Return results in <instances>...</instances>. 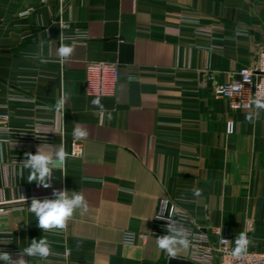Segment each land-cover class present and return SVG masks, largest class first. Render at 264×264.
<instances>
[{
	"label": "crops",
	"instance_id": "crops-1",
	"mask_svg": "<svg viewBox=\"0 0 264 264\" xmlns=\"http://www.w3.org/2000/svg\"><path fill=\"white\" fill-rule=\"evenodd\" d=\"M263 35L264 0H0V111L15 128L49 136L37 143L29 130L0 141L3 251L18 259L45 236L53 254L25 255L29 264H169L154 234L163 200L190 225L220 226L233 246L247 232L264 251V110L249 122L255 106L232 110L215 96L217 84L257 63ZM61 43L73 47L63 64ZM90 62L119 65L114 96L84 94ZM77 127L87 138L74 137ZM74 142L80 158L69 155ZM42 145L68 153L49 188L20 174L25 153ZM54 189L81 192L89 208L66 230L44 232L29 207ZM177 258L191 260V247Z\"/></svg>",
	"mask_w": 264,
	"mask_h": 264
},
{
	"label": "clouds",
	"instance_id": "clouds-1",
	"mask_svg": "<svg viewBox=\"0 0 264 264\" xmlns=\"http://www.w3.org/2000/svg\"><path fill=\"white\" fill-rule=\"evenodd\" d=\"M65 25L61 24V28ZM61 41H63V35H61ZM73 52V47L61 43V46L57 50L59 62L61 64L70 57ZM248 82V81H246ZM256 97L250 103L255 106V110L250 111L246 115V119L249 122L254 121V117L259 116V110H264V83L257 85ZM243 88L242 84L233 85L231 87L232 92L238 93ZM66 97L62 96L56 104V110L62 111ZM92 104L100 107V99L97 97L92 100ZM110 118V117H109ZM233 131V125L230 122L228 125V132ZM76 139H85L88 136L86 129L77 127L73 133ZM82 154V153H81ZM76 155L75 152L72 153ZM68 153L63 147H60L55 151L45 150V146L38 147L36 154L31 152L25 153V159L20 163V174L23 175L24 169L29 170L27 181L29 183L35 182L38 186L44 188L51 187V181L53 179V170L63 171L66 167V160ZM193 194L196 197L201 195V190L198 188L193 189ZM25 198V197H24ZM161 213L156 217L157 219H166V235L157 237V246L160 250L167 253L169 258H176L182 250H187L190 247L195 248L196 243L192 238V234L189 230L184 228L182 225L173 218L174 213L168 212L169 217L165 218L163 213L167 209V200H163L161 203ZM89 205L84 195L81 192H71L66 189H54L52 192V198H33L29 211L36 217L38 227L44 232L64 231L67 228V223L73 218L74 214L79 211L80 214H84L88 211ZM3 210L0 209V212ZM10 241H0V243L8 244ZM251 244L248 238L247 232L242 231L239 236L235 238V247L231 250L229 255L234 260H241L248 255V249ZM52 249L50 242L47 237L42 236L39 239H32L28 247L24 248L19 253L18 259H13L12 255L6 251H0V261L4 264H29V261L24 259L27 255L30 258H40L46 260L52 255ZM68 252L65 253V256Z\"/></svg>",
	"mask_w": 264,
	"mask_h": 264
},
{
	"label": "built area",
	"instance_id": "built-area-1",
	"mask_svg": "<svg viewBox=\"0 0 264 264\" xmlns=\"http://www.w3.org/2000/svg\"><path fill=\"white\" fill-rule=\"evenodd\" d=\"M37 1L41 4L47 2V0ZM85 74L84 94L86 96H114L116 94L117 82L120 76V69L117 63L90 62L86 66ZM238 75L239 76L236 80L217 84L215 87V96L225 99L228 102L229 108L232 110L252 109L254 105H251L250 102L256 97V86L264 83V35L262 42L259 45L257 63L253 66L240 68ZM237 84H242L243 88L238 93L232 92L231 87ZM12 119L13 115L9 110L0 111V141L9 140L12 135L27 134L26 131L29 130L32 132L31 134L34 136L37 143L46 144L49 141V136L47 138V136L44 135L47 132L37 128H26L24 130L17 129L13 126ZM230 122L233 125V131L231 132L233 133L235 125L232 120L227 122V132ZM73 152L76 153L75 156L72 155ZM83 152V145L81 143L74 142L69 155L80 158L83 156ZM22 208V205L13 207V209ZM168 212H173V218L178 222V224L182 225L192 234L196 247H191V261L197 264H264V251L253 249L250 246L248 249V255L245 258L239 261L234 260L229 253L235 246L231 244V237L222 227L213 226L205 227V229L199 225L194 227L188 223L189 221L186 216L177 211L174 204H167V209L163 213L165 218L169 217ZM160 213L161 211L159 214ZM165 229L166 219L156 218L154 221V234L158 236L166 235L167 232ZM47 234H53L60 237L64 244L67 243L65 236L60 233ZM9 239L10 238L7 239L0 234V241H6ZM124 240L127 243H133L135 240V234L131 231H126ZM0 251H3V243H0ZM67 252L69 253L68 247Z\"/></svg>",
	"mask_w": 264,
	"mask_h": 264
},
{
	"label": "water",
	"instance_id": "water-1",
	"mask_svg": "<svg viewBox=\"0 0 264 264\" xmlns=\"http://www.w3.org/2000/svg\"><path fill=\"white\" fill-rule=\"evenodd\" d=\"M169 264H197L191 260L182 259V258H170Z\"/></svg>",
	"mask_w": 264,
	"mask_h": 264
}]
</instances>
